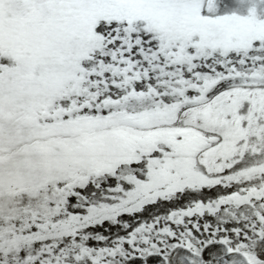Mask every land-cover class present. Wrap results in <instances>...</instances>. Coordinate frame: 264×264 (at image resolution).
<instances>
[{
    "label": "snow or ice",
    "instance_id": "1",
    "mask_svg": "<svg viewBox=\"0 0 264 264\" xmlns=\"http://www.w3.org/2000/svg\"><path fill=\"white\" fill-rule=\"evenodd\" d=\"M0 264H264V0H0Z\"/></svg>",
    "mask_w": 264,
    "mask_h": 264
}]
</instances>
